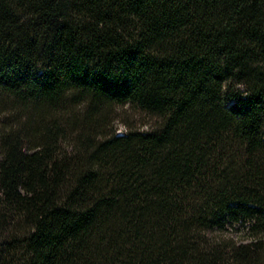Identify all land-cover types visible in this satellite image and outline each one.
I'll list each match as a JSON object with an SVG mask.
<instances>
[{
  "label": "trees",
  "instance_id": "1",
  "mask_svg": "<svg viewBox=\"0 0 264 264\" xmlns=\"http://www.w3.org/2000/svg\"><path fill=\"white\" fill-rule=\"evenodd\" d=\"M0 264H264V0H0Z\"/></svg>",
  "mask_w": 264,
  "mask_h": 264
},
{
  "label": "rangeland",
  "instance_id": "2",
  "mask_svg": "<svg viewBox=\"0 0 264 264\" xmlns=\"http://www.w3.org/2000/svg\"><path fill=\"white\" fill-rule=\"evenodd\" d=\"M127 116H134L133 118L137 121L135 122L136 124H140L141 123V120L143 118H146L144 115L140 114L139 112H136V111H126L124 113V118H127ZM148 119L146 118V121ZM117 126H118V132H121V131H124V127H125V124L124 122L122 121V118L117 120ZM147 123V122H146ZM144 127H146L145 125H143ZM237 227H240L239 225H236V228Z\"/></svg>",
  "mask_w": 264,
  "mask_h": 264
}]
</instances>
